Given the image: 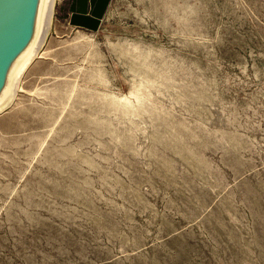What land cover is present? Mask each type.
I'll list each match as a JSON object with an SVG mask.
<instances>
[{
  "label": "rangeland",
  "instance_id": "rangeland-1",
  "mask_svg": "<svg viewBox=\"0 0 264 264\" xmlns=\"http://www.w3.org/2000/svg\"><path fill=\"white\" fill-rule=\"evenodd\" d=\"M0 113V264H264V0H59Z\"/></svg>",
  "mask_w": 264,
  "mask_h": 264
},
{
  "label": "water",
  "instance_id": "water-1",
  "mask_svg": "<svg viewBox=\"0 0 264 264\" xmlns=\"http://www.w3.org/2000/svg\"><path fill=\"white\" fill-rule=\"evenodd\" d=\"M42 5L43 0H0V100H13L23 75L17 77L15 70L35 40L39 44Z\"/></svg>",
  "mask_w": 264,
  "mask_h": 264
},
{
  "label": "crops",
  "instance_id": "crops-1",
  "mask_svg": "<svg viewBox=\"0 0 264 264\" xmlns=\"http://www.w3.org/2000/svg\"><path fill=\"white\" fill-rule=\"evenodd\" d=\"M110 2L111 0H59V4L62 3L68 11L71 23L86 29H97L100 26Z\"/></svg>",
  "mask_w": 264,
  "mask_h": 264
},
{
  "label": "bare ground",
  "instance_id": "bare-ground-1",
  "mask_svg": "<svg viewBox=\"0 0 264 264\" xmlns=\"http://www.w3.org/2000/svg\"><path fill=\"white\" fill-rule=\"evenodd\" d=\"M56 1L57 0H43L42 13H41L42 33H41V38H40L39 44H38V42L36 44V40H35L32 48L25 55V57L23 58L21 63L18 64V66L15 70L17 77L24 74V72L29 68V66L33 63L35 58L38 56L41 44H43L44 41L46 40V37L48 35V31L50 29L49 25L51 24L52 19H53L54 7L56 5ZM4 97L0 100V112L3 111L5 108H7L9 106V104L12 105L11 104L12 97H10V99L7 102H6V100H4Z\"/></svg>",
  "mask_w": 264,
  "mask_h": 264
}]
</instances>
